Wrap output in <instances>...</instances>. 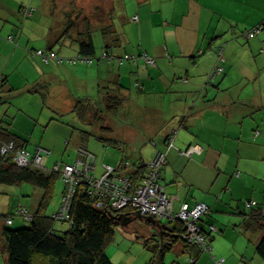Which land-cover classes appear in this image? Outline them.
<instances>
[{
    "label": "crops",
    "instance_id": "crops-1",
    "mask_svg": "<svg viewBox=\"0 0 264 264\" xmlns=\"http://www.w3.org/2000/svg\"><path fill=\"white\" fill-rule=\"evenodd\" d=\"M132 1L140 10L144 5L155 12L157 0ZM165 6L163 35L153 34L147 42L141 35L145 21L134 15L139 19L140 43L133 48L131 32L117 29L115 3L102 22L85 18L79 24V13L74 18L64 10L57 19L26 22L15 43L0 37V121L28 140L25 146L30 150L29 139L15 125L22 114L16 112L17 93L28 95L21 100L37 103L42 98L51 109L81 117L94 129L79 130L74 148L85 147L97 156V175L99 155H104L102 165L116 167L124 159L149 163L165 152L161 183L167 195L176 198L175 210L183 203H205L209 208L201 225L212 253L185 251L178 244L172 252L179 260L187 264L195 257L190 264H215V259L224 258V264H264L257 252L263 231L251 224L252 209L246 208V202L256 201L264 209V30L250 40L242 35L264 25V0H160V11L165 12ZM70 17L79 27L66 33ZM106 27L111 28L105 31ZM88 33L96 48L90 65L43 64L31 53L38 48L76 58L78 42ZM117 39L119 45L111 46L109 53L119 58L147 53L156 66H148L143 58L121 65L106 57L107 45ZM219 48L224 73L208 84L207 76L219 62ZM113 96L122 100L115 114L107 110ZM80 99L84 104L76 112ZM173 130L177 137L169 149L167 138ZM82 131L91 133L85 141ZM192 144L203 151L190 159L181 150ZM37 148L51 157L50 150ZM4 190L12 203L10 212L15 214L21 206L32 214L36 211L37 189L28 185ZM34 196L29 210L22 198ZM210 226L218 232L211 234ZM0 255L5 257L1 250Z\"/></svg>",
    "mask_w": 264,
    "mask_h": 264
},
{
    "label": "trees",
    "instance_id": "trees-1",
    "mask_svg": "<svg viewBox=\"0 0 264 264\" xmlns=\"http://www.w3.org/2000/svg\"><path fill=\"white\" fill-rule=\"evenodd\" d=\"M30 9L33 11L28 14ZM35 10L37 9L30 4L21 6L19 13L24 18H29L36 12ZM261 26L264 27V25ZM74 27L79 26L70 17L66 33ZM110 28L106 27L104 30L107 31ZM246 31L248 30L243 31L242 35ZM13 37L12 35L9 36V41L12 38V42H14ZM78 45L80 56L94 58L96 48L90 33L81 38ZM118 45L119 39L108 44L107 52L105 53L106 57L121 59L122 57H116L108 51ZM39 50L43 49L34 50L31 53L39 57L37 55ZM43 51L46 53L55 52L54 50ZM58 56L63 58L59 54ZM64 59V62H67V59L74 58ZM2 84L3 82H0V87ZM108 102L107 110L112 114L117 113L122 105V100L117 96L109 98ZM83 104V99L78 100L75 111L81 112L80 107ZM97 118L99 119L100 116L97 115ZM82 133L84 141L91 134L89 131H82ZM10 142H14L16 147L25 148L28 140H24V138L11 132L10 129L4 128L0 121V194L3 191L5 192L3 187L20 188L29 185L34 190H38L39 200L36 211L33 214L31 213L33 215L32 220L27 222L28 225L16 229L6 227L0 234V250L2 255L7 257V264H114L108 256L106 248L114 238L116 229L130 225L137 221L136 218L144 219L146 223L157 226L158 237L155 238L156 243H158L157 247H153L151 243L145 240V247L152 253L150 264H166L167 253L172 252L178 244H182L185 251L194 248L198 249L196 246L188 244L184 239L185 229L181 222H170L169 224L172 225L170 228L169 226H162L154 218L139 216L131 207L122 210H114L107 205L98 207L97 198L89 192L90 190L85 183L78 186L73 196L69 219L57 221L53 215L48 214V208L55 195L56 182L60 178L59 173L45 172L33 167H18L13 160L12 154L4 155L1 152L2 145ZM132 165L134 169L131 173V180L133 186L137 187L142 183L147 173V163L137 162ZM251 209L249 214L251 224L263 231L262 238L257 245V252L264 260V216L262 215V208L258 206ZM56 222L68 223L69 228L65 231L59 230L55 226ZM203 231L208 235L206 230L203 229Z\"/></svg>",
    "mask_w": 264,
    "mask_h": 264
},
{
    "label": "rangeland",
    "instance_id": "rangeland-1",
    "mask_svg": "<svg viewBox=\"0 0 264 264\" xmlns=\"http://www.w3.org/2000/svg\"><path fill=\"white\" fill-rule=\"evenodd\" d=\"M113 3H115L117 7L115 16L116 25L118 27L117 29L119 32H131L130 37L132 38V41L130 45L132 48L134 45L139 46L140 43V35L138 32L140 24L137 17L138 15H141L143 21H145L141 33L144 41H149V37L153 34L154 36L160 35V37L163 35V27L166 26L163 22L164 17H168V8L165 6V12L160 11V0L153 3L155 6L154 13H152L148 7H144V5L140 10L138 4H135L132 0H0V18L2 17L0 19V37L5 41H9V36L12 34L17 39L21 36V30L24 28L26 22H31L32 20L45 22L46 18L52 20L57 19L60 11L64 10H67V13H70L74 18H77L79 13V24L83 23L85 18H90L93 21L98 19L102 22L108 18V14L110 13H108V11L113 8ZM30 4H32L37 10H35L36 12L29 18H24L19 13V9L21 6ZM16 39L14 38L13 43L16 42ZM31 44H33V42H31ZM127 46L128 44L126 47ZM37 58L42 60L41 56ZM42 63L46 64L43 60ZM118 63L120 64L119 60ZM17 95L19 106L17 104L16 112L19 110L22 114H19L15 121V125L17 126V129L20 128L26 135L27 139H29L28 147L31 152L35 153L36 150L39 149H36L37 146L50 150L52 152L50 158L47 159L49 154L44 153V162H46L44 166L50 170L58 163H74L79 149L77 150V148H74L73 143L78 139L79 130H93V126H88V123L81 117L67 114L62 111L59 112L54 108L51 109L49 105H45V101L42 100V98L37 103H31L26 100H21L22 98H27L28 95L25 93H17ZM25 148L28 149L27 147ZM73 148L76 149V153L72 150ZM103 156V154L99 155L98 175L101 173L100 166L102 165L101 161ZM29 167L36 168L33 165H30ZM3 188L9 189L14 187ZM63 192L64 181L60 175V178L56 182L54 198L48 208L49 215H53L58 211L63 199ZM22 200L27 206H29V210H33L31 205H35V196L32 198L24 197ZM8 201H10V198L6 195V192L3 191V193L0 194V234L6 227L16 229L28 225V223L20 216H13L14 211H9V207L12 203L8 204ZM10 217L14 218L16 223L8 226L7 219ZM136 220L137 221H134L125 227H118L114 238L108 244L106 251L114 264L151 263L152 253L145 247V240L151 243L153 247H157L158 243L155 241V238L158 237L157 226L151 223H146L144 219L140 220L139 218H136ZM161 222L162 224H166L167 221L162 220ZM55 226L62 231L69 228L68 223L62 222H56ZM0 260L2 264H6L7 257L0 255ZM177 263L186 264L184 260H179L174 252L167 253L166 264ZM188 263L190 264L189 261Z\"/></svg>",
    "mask_w": 264,
    "mask_h": 264
},
{
    "label": "built area",
    "instance_id": "built-area-1",
    "mask_svg": "<svg viewBox=\"0 0 264 264\" xmlns=\"http://www.w3.org/2000/svg\"><path fill=\"white\" fill-rule=\"evenodd\" d=\"M33 11L30 9L28 14ZM137 19V18H135ZM263 26L258 25L243 35L246 39H252L257 36L262 30ZM10 41H13L10 38ZM219 56V62L213 68V70L207 76V83L211 84L215 78L224 73L223 48L217 50ZM37 55L42 57L45 63L51 61H58L63 63L64 58H60L56 52L46 53L43 50H39ZM139 58H143L145 63L150 66H156V59L147 53H144L140 57L135 55H125L119 62L123 65L125 62L134 61L137 62ZM70 63H86L92 64L94 58L91 57H79L74 59H67ZM177 137V131L173 130L168 137V148L175 146V139ZM203 148L199 144H192L187 149L181 150V154L192 158L195 154H200ZM1 152L6 154H12L13 160L18 167L26 168L30 165L44 170L46 172L59 173L62 176L65 184V191L61 205L53 214V217L57 221H63L69 219V211L73 201V196L79 185L87 184L89 192L97 198V206L104 207L109 206L114 210H122L127 207H131L135 210L139 216L144 218L156 219L159 222L166 220L168 222L179 221L184 226V239L190 245L196 246L199 251L212 253L213 247L209 235H207L202 228L201 220L208 213V206L205 203H197L191 206L188 203H183L178 211L175 210V197L167 195L164 185L161 183L162 169L167 163V154L165 152H159L152 161L147 163V173L142 180V183L134 187L132 184V172L133 165L131 161L122 160L116 167L103 164L102 173L97 175V157L86 148H80L78 151V158L72 164L58 163L53 169H47L44 165V149H37L35 153H32L26 148L16 147L14 142L3 144ZM256 201L246 202V208L251 209L258 207ZM20 216L24 221L30 222L33 215L23 206L19 207L14 214ZM262 215L264 216V209L262 208ZM14 218L10 217L7 220L8 225L13 224ZM218 229L215 226H210V233H217ZM190 263L195 261V257L188 259ZM225 259H215V264H224Z\"/></svg>",
    "mask_w": 264,
    "mask_h": 264
},
{
    "label": "flooded vegetation",
    "instance_id": "flooded-vegetation-1",
    "mask_svg": "<svg viewBox=\"0 0 264 264\" xmlns=\"http://www.w3.org/2000/svg\"><path fill=\"white\" fill-rule=\"evenodd\" d=\"M169 223H170V222L167 221V222H166V225H165V224H162V222H160V224H161L162 226H169V227L171 228L172 225H170ZM159 226H160V225H159ZM164 232H166V231H164Z\"/></svg>",
    "mask_w": 264,
    "mask_h": 264
}]
</instances>
